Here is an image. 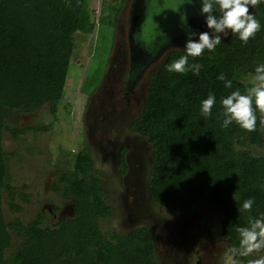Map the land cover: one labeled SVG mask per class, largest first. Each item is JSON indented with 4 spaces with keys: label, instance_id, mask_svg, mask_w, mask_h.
Returning <instances> with one entry per match:
<instances>
[{
    "label": "trees",
    "instance_id": "16d2710c",
    "mask_svg": "<svg viewBox=\"0 0 264 264\" xmlns=\"http://www.w3.org/2000/svg\"><path fill=\"white\" fill-rule=\"evenodd\" d=\"M103 1L110 15L106 24L116 29L131 2ZM90 5L91 0H0V264H160L150 228L124 235L101 228L100 222L111 218L113 209L103 194L101 172L91 158L79 163L83 180L66 183L64 173L55 176L52 191L71 204V218L38 228L25 225L18 216L24 205H30V196L25 194L27 186H14L10 158L26 146L28 133L52 130L51 123L37 128L27 118L44 108L47 117L56 118L77 47L76 35L85 36L95 29ZM251 8L261 25L255 38L244 44L238 35L229 39L221 35L215 51L189 57L188 64L198 66L199 75L167 71L168 64L186 54L185 49L169 52L151 77L142 113L129 127L150 146L149 193L156 205L172 216L211 205L233 247L239 246L237 228L248 226L249 217L264 213V155L250 149L262 143L261 113L258 109L254 113L255 131L244 130L236 122L227 129L221 127V99L237 89L244 94L253 85H244L243 76L253 77L256 67L264 64V0ZM222 73L232 81L231 88L218 79ZM209 93L216 102L212 115L205 118L201 106ZM11 115L25 122L12 128L8 126ZM4 133L16 145L12 154L4 149ZM126 152L119 164L122 175L128 168ZM250 197L255 199L251 211L240 213L238 207ZM5 206L15 216L9 223ZM249 258L239 257L241 264Z\"/></svg>",
    "mask_w": 264,
    "mask_h": 264
},
{
    "label": "rangeland",
    "instance_id": "374dc122",
    "mask_svg": "<svg viewBox=\"0 0 264 264\" xmlns=\"http://www.w3.org/2000/svg\"><path fill=\"white\" fill-rule=\"evenodd\" d=\"M132 1L130 0L131 5ZM90 7L94 13L92 18L95 29L85 36L76 35L77 47L71 58L70 71L63 97L58 104L56 118L47 117L45 108L31 118L43 120L41 123L34 122L35 127L40 128L51 123L52 130L44 134L28 133L26 146L23 145L17 150L16 156L10 158L14 186L28 187L25 194L30 196V205H24L23 211L18 214L21 221L28 226L46 228L57 221L71 218V214L66 215L61 212L56 219L49 214V211L53 212V206L62 210L68 207L66 204H70L51 191L50 183L55 176L58 177L64 173L66 183L83 180L85 173L79 163L81 160L90 158L97 169L102 168V171L106 170L107 174L110 173L111 164L108 157L111 155L112 147L117 140L123 138L130 122L142 113L147 101V89L151 77L158 72L166 57L156 61L155 65L147 66L141 72L138 71V81L129 89L126 82L121 80L123 77L127 79L129 64L131 66L132 63L126 19L130 7H125L124 16L121 14L116 29L113 27L115 31L106 24L110 16L106 1L91 0ZM249 11L250 13L252 11L250 6ZM232 35L234 34L230 30L228 37ZM223 37L226 39L225 36ZM113 38H115L114 41ZM134 72L137 74L136 70ZM242 82L244 85H252V77L244 75ZM128 89L130 92L126 98L125 93ZM108 93H113L112 98L117 103L116 108L108 104L110 102ZM88 107L90 109L85 115ZM22 120L20 117L11 115L8 126L17 127L25 122ZM121 128H124L123 131ZM261 141L260 146L250 147L255 155H264V134ZM3 146L9 154L16 150V145L8 133H4ZM235 146L240 147L238 144ZM91 153L95 154V158L91 157ZM139 153H141L139 158L142 165L146 169L149 155L151 158V149L145 138L141 141L140 147L137 146L136 155ZM135 164L138 165V162ZM116 165V162L112 164L113 167ZM140 178L139 175L132 176L129 179H123V182ZM120 185L123 186L122 189L117 185L114 186L110 181L111 194L105 190L108 203L112 209H117L118 215L101 221L100 226L104 232L124 235L135 225L133 215L127 211L128 201L126 202L123 196L126 186ZM105 187L108 189L107 184ZM132 202V200L129 201V204L134 205ZM49 205L52 207H48ZM43 212L47 214V222L39 220V214ZM202 214L203 212H200V215ZM166 216H169V213L161 208L159 214H156L158 223L161 224L163 220H166L168 218ZM4 217L8 223L15 217L8 212L7 206H5ZM194 217L196 214L191 216L192 219ZM160 231L163 232L161 227L154 226L157 242L155 247L158 246L159 258L163 264H166V250L169 249L171 241L174 242V237L171 235L170 241L165 238L161 240ZM166 233L168 234L167 231ZM226 246V242L219 243L221 255H224ZM258 254L256 258L264 255L261 252ZM174 258L180 259L176 256Z\"/></svg>",
    "mask_w": 264,
    "mask_h": 264
},
{
    "label": "clouds",
    "instance_id": "9594fccd",
    "mask_svg": "<svg viewBox=\"0 0 264 264\" xmlns=\"http://www.w3.org/2000/svg\"><path fill=\"white\" fill-rule=\"evenodd\" d=\"M259 2L260 0H200L202 6L199 13L205 17L207 28L211 31L188 32L184 46L186 54L168 64L167 71L176 73L193 71L194 74L199 75L198 66L188 64L189 57H198L204 50L215 51L216 46L222 42L221 34L227 37L228 30H231L235 36L238 35L244 44H247L250 38L254 39L261 25L256 16L250 13L249 6L257 7ZM216 11L220 13L218 17L214 15ZM197 36L198 39H196ZM218 79L224 81L226 88L232 87V81L228 80L223 73L218 76ZM252 85L244 94L237 89L221 99L224 117L222 128L227 129L236 122L244 130L255 131L256 109L261 113L259 123L264 126V64L256 67ZM215 102V95L209 93L202 101V116L208 118L212 115L211 110ZM253 104L256 106L255 109ZM254 203V198H247L238 207V211L250 212ZM166 217L171 218L170 215ZM237 232L239 246H229L224 252L221 264H241L238 257H251L254 252H264V213L260 214L259 218L249 217L248 226L237 228ZM246 264H264V255H260L259 258H249Z\"/></svg>",
    "mask_w": 264,
    "mask_h": 264
},
{
    "label": "flooded vegetation",
    "instance_id": "af4514ba",
    "mask_svg": "<svg viewBox=\"0 0 264 264\" xmlns=\"http://www.w3.org/2000/svg\"><path fill=\"white\" fill-rule=\"evenodd\" d=\"M251 10H252V8H251ZM129 11H130V9H128V15L126 17L127 21H128ZM124 14H125V11H124ZM124 14H123V16H124ZM228 34H230V30H229ZM221 35L223 36V34H221ZM227 38H229V37L227 36L226 39ZM135 70L137 71V74H135V72H134ZM142 70H143V68L136 67L135 63H131V66L129 64V71H128L127 79H125L123 77V80H121V81H125L126 84L129 86V89H130V87H133L136 84V82H137L136 78L137 77L139 78L138 71L141 72ZM132 80H134L135 82H132ZM129 89L125 93L126 98L128 97L129 92H130ZM108 92H110V90H108ZM108 94H109V98H110V102L108 104H110L111 107L113 106L114 108H116L117 103L112 98L113 93H108ZM89 109L90 108L88 107L85 115L88 114ZM27 120H28V124L31 126H34V124H35L34 122L41 123L43 121V120H41V118H39V119H36V118L28 119L27 118ZM131 123L132 122H130V124L127 126L128 129L126 132H124L123 138L117 140L114 147H112L113 149L111 151V155H110V157H108L110 159V164H111L110 165V173L107 174L106 170L102 171V168H100V169L98 168L99 172H101V175L99 177L101 180V187L103 189V194L105 195V197L107 196L105 194V190H108L109 194H111L110 193V181L114 184V186L117 185V187L121 188V189L123 188V186H121L120 184H122V185L125 184V186H126V190H124L125 192H124L123 196H124V199L126 200V202L128 201L127 211L133 215V217H134L133 222L135 225L130 230H127L126 231L127 233L132 232V231L139 229V228H143L146 225H148L149 223H151V221L154 220V218L152 216V211L154 209V206H156L154 200L150 197V193H149V183H150L152 167L150 165V168H149V163H148L146 169H144L142 162H141V159L139 158L141 153L136 155L137 146L140 147V143H141V141H143V138L138 134L130 132L129 127H130ZM47 125H45V126H47ZM37 128H39V127H37ZM123 129L124 128H121V131H123ZM139 141H140V143H139ZM124 149H126V151H127L125 153V161L127 163L128 168H127V172L124 175H122L121 174V168H120L119 164H120L121 157L123 155L122 153H123ZM91 157L95 158V154L91 153ZM149 158H150V155H149ZM115 162L117 165L115 167H113L112 164H114ZM137 162H138V165L135 164ZM138 175L141 177L140 179L127 180V181L123 182V179H126V178L129 179L132 176H138ZM54 181H55V179H53V181H51V183H50L51 184V191H52V188L54 185ZM105 184H107L108 189H106ZM103 185H104V187H103ZM131 200L133 201L132 203H134V205L129 204V201H131ZM67 203H69V202H67ZM107 204L110 205L108 203V198H107ZM66 205L68 207H65L64 209L59 210V212L64 213L66 215L71 214V217H72L73 208H72L71 204H66ZM48 207H52V206L49 205ZM145 210H146V215H143L140 218L137 217V215H139V213L141 214ZM59 212H55L53 210V212L49 211V214L54 219H56L59 217L58 216ZM200 212H203V214L200 215ZM194 214H196L197 218L196 217H194L193 219L189 218L190 215L194 216ZM117 215H118L117 209H113V213H112L111 217H115ZM41 216H42V221H44V222L48 221L47 220V214L45 212L41 213ZM172 217L178 218V217H182V216H172ZM185 217L189 218L187 225H186L187 232H190V230H192L195 233L194 236L196 238H198L200 240L201 239H203V240L210 239V241H212V242L225 241L226 240L227 241L226 243L229 246V241L226 239L223 232H221V218L219 217L217 212L213 209V207H211L210 205L204 204L203 206H201L198 209L197 208L193 209V212L189 213V214L187 213ZM171 234L173 237L175 236L174 232H172ZM193 258H194L195 264H210L207 261L202 259L199 252L197 254L195 253L193 255ZM238 259H239V257H238Z\"/></svg>",
    "mask_w": 264,
    "mask_h": 264
},
{
    "label": "water",
    "instance_id": "95a60500",
    "mask_svg": "<svg viewBox=\"0 0 264 264\" xmlns=\"http://www.w3.org/2000/svg\"><path fill=\"white\" fill-rule=\"evenodd\" d=\"M201 6L200 0H133L128 18L132 63L143 69L155 65L169 52L183 50L188 32L211 31L199 13ZM150 165L153 168L152 156Z\"/></svg>",
    "mask_w": 264,
    "mask_h": 264
},
{
    "label": "crops",
    "instance_id": "0c3cea01",
    "mask_svg": "<svg viewBox=\"0 0 264 264\" xmlns=\"http://www.w3.org/2000/svg\"><path fill=\"white\" fill-rule=\"evenodd\" d=\"M198 208H200V207H198ZM194 209H196V208H194ZM213 209L219 215L218 211L215 208H213ZM160 210H161V207H159L157 205L154 206V209L152 211V216H153L154 220H152L151 223H149L148 225L143 227V228H150L152 231L153 244H154V248H155V258L160 264H163V262L159 258L158 246L155 247L157 242L155 239L154 226H156V225L163 229V232L160 231L161 240H164V238H165L166 240L170 241L171 235H172L171 233L174 232V234H175L174 242L171 241L169 249L166 250V254H167L165 257L166 264H195L193 255L195 253L197 254L198 252L200 253L202 259L207 261L208 263H210V264H221L223 255H221L219 243L227 242L226 240L225 241H216V242H212V241H210V239H207V240L201 239L200 240L194 236L195 233L192 230H190V232H187L186 225H187L189 218H191L192 215H190L189 218L185 217L186 215L185 216L182 215V217L174 218V217H172V215L169 214L171 218H167L166 220H163L161 222V225H162L161 226L158 223V220L156 218V214H159L158 212ZM192 212H193V210H191L189 213H192ZM143 215H146V210L144 212H142L141 214L139 213V215H137V217L140 218ZM219 217H220V215H219ZM166 231L168 232V234L166 233ZM221 232H223L222 224H221ZM223 234H224V232H223ZM227 240L229 241V239H227ZM229 246H230V243H229ZM229 246L227 244L226 249ZM178 253H179V255H178ZM262 253L263 252H261V254ZM191 254H192V257H191ZM257 255H259V254L258 253L252 254L251 258H254V257L256 258ZM174 256L180 257V259H175Z\"/></svg>",
    "mask_w": 264,
    "mask_h": 264
}]
</instances>
